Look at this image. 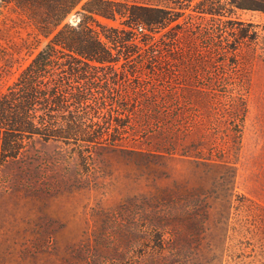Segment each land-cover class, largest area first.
<instances>
[{
	"label": "rangeland",
	"instance_id": "374dc122",
	"mask_svg": "<svg viewBox=\"0 0 264 264\" xmlns=\"http://www.w3.org/2000/svg\"><path fill=\"white\" fill-rule=\"evenodd\" d=\"M111 1L136 16L146 4H188ZM77 10L63 23L76 25ZM183 12L187 22L190 13L201 21L190 9ZM236 18L264 25L257 11L237 10L231 19ZM97 20L122 27L121 19ZM28 40L36 44L33 29L0 0V97L37 52L26 49ZM239 79L244 88H215L208 95L203 88H157L190 99L175 110L189 117L184 133L171 137L188 147L189 156L158 152L163 136L150 127L89 151L23 139L17 157L0 159V264H175L176 250L182 264H264V203L249 193L264 166V77L250 71ZM241 101L246 111L234 120L228 111ZM11 135L6 137L15 139ZM210 152L216 165L195 158ZM176 186L201 193L208 212L200 224L187 223L189 229L174 236L159 229L157 215L167 205L161 194Z\"/></svg>",
	"mask_w": 264,
	"mask_h": 264
},
{
	"label": "trees",
	"instance_id": "16d2710c",
	"mask_svg": "<svg viewBox=\"0 0 264 264\" xmlns=\"http://www.w3.org/2000/svg\"><path fill=\"white\" fill-rule=\"evenodd\" d=\"M184 1L188 4L182 8L138 6L136 16L111 0H1L33 29L36 44L28 40L24 45L37 52L0 97V136L5 135L0 159L17 157L23 139L89 151L148 127L163 136L158 152L189 156L188 147L171 137L184 133L189 117L175 110L190 99L157 88H203L208 95L215 88H244L239 78L246 72L264 77V25L231 19L237 10L264 14V0H199L193 6V0ZM78 6L79 22L64 24ZM185 9L201 21L194 22L190 13L187 22ZM97 16L121 19L122 27L103 24ZM204 107L209 108V99ZM242 109L246 103L241 101L228 113L235 120ZM195 158L216 165L211 152L208 158L198 153ZM260 167L258 184L249 193L264 203ZM161 196L167 202L157 215L161 230L175 236L189 229L187 223L194 227L206 217V203L196 190L176 186ZM182 255L172 252L175 264H182Z\"/></svg>",
	"mask_w": 264,
	"mask_h": 264
}]
</instances>
